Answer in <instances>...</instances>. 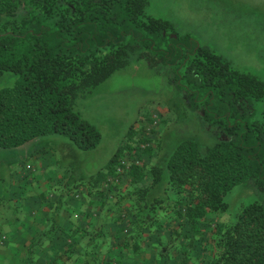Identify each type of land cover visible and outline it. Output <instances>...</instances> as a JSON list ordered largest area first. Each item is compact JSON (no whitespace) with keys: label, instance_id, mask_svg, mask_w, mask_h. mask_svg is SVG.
Listing matches in <instances>:
<instances>
[{"label":"trees","instance_id":"16d2710c","mask_svg":"<svg viewBox=\"0 0 264 264\" xmlns=\"http://www.w3.org/2000/svg\"><path fill=\"white\" fill-rule=\"evenodd\" d=\"M149 3L0 0V78L18 76L0 90L1 149L50 135L66 136L80 150L95 149L101 134L73 104L130 66L134 56L150 67L170 68L189 108L218 136L207 155L184 140L167 161L151 163L154 119L150 127L135 123L107 172L84 186L97 191L95 209L104 214L85 213L67 231L57 210L50 228L30 244L24 264H42L40 253L61 235L64 264H152L138 258H172L159 252L170 240L182 254L177 264H264V205L248 204L226 222L218 217L228 212L226 196L236 187L254 181L264 192V111L257 117L255 109V102H264V82L178 35L171 22L148 17ZM136 155H148L149 162L127 169L123 160H139ZM118 168L127 170L119 176ZM85 189L76 199L87 198ZM186 226L193 237L184 233ZM202 237L206 241L193 257Z\"/></svg>","mask_w":264,"mask_h":264},{"label":"rangeland","instance_id":"374dc122","mask_svg":"<svg viewBox=\"0 0 264 264\" xmlns=\"http://www.w3.org/2000/svg\"><path fill=\"white\" fill-rule=\"evenodd\" d=\"M149 2L146 9L148 17L171 22L178 35L192 37L201 46L221 56L233 69L252 74L264 82V0ZM17 78L14 73L4 74L0 78V90L12 87ZM173 78L170 68L150 67L134 56L130 66L97 86L91 96L77 104V108L76 101L73 104V111L79 112L101 134L100 144L95 149L80 150L68 142L70 140L66 136L56 141L58 146L53 147L48 157L41 150L37 154H28L31 147L21 150L0 148V182L7 188L11 187L14 165L22 170L29 165L33 170L31 174L37 176L41 173L44 159L49 161L46 167L50 175L54 174L57 166L56 176L68 174L76 182H86L108 164L136 122L140 123V128L150 127L149 120L155 116L158 125L154 129L153 157L167 161L172 150L184 140L196 142L202 155H207L218 136L206 128L200 112L189 108L186 93L178 88ZM255 109L257 117H261L264 102H255ZM136 157L142 164L149 162L148 155ZM60 182L63 184L64 181ZM226 201L229 208L226 214L218 215L221 222L228 221L248 204L260 202L264 205V192L254 181H249L233 189L226 196ZM201 228L205 229V225ZM184 233L193 237L190 226L185 227ZM205 241L206 238L202 237L196 242L191 251L193 257L200 254L201 243ZM153 242L157 243V238L153 237ZM169 242L159 252L164 255L169 252L172 258L164 256L156 261V255L151 253L150 257L142 254L138 259L152 264L179 263L182 254L176 251L173 240Z\"/></svg>","mask_w":264,"mask_h":264},{"label":"crops","instance_id":"0c3cea01","mask_svg":"<svg viewBox=\"0 0 264 264\" xmlns=\"http://www.w3.org/2000/svg\"><path fill=\"white\" fill-rule=\"evenodd\" d=\"M85 99H77L76 108L77 104ZM76 113L81 116L79 112ZM125 137L121 140L118 148L123 144ZM62 138L60 135L44 136L38 141L18 148V150L31 147L32 150L28 154H37L41 150L48 157L51 155L53 147L58 146L56 141L63 140ZM155 158L157 160L159 157L152 156L150 160H155ZM48 163L49 161L44 159L41 173H38L37 176L31 174L33 170L29 165L26 166L25 170L14 165L11 187L7 188L0 182V241L5 237V241L0 243V264H24L30 244L36 237L50 228V218L56 214L57 210L59 211L58 217L61 220L62 229L67 231L74 230L76 221L83 218L85 213L98 212L104 214L100 208L95 209L97 204L101 202L97 191L86 190L84 187L92 186L88 181L93 176L88 178L86 182L83 180L76 182L68 174L56 176L57 166L54 174L52 172L50 175L46 167ZM108 164L97 170L95 175L100 172L106 173ZM55 177L57 178L55 179ZM61 180L64 181L63 184H61ZM82 189L86 190L87 198L81 195V198L76 199V194H80ZM64 242V235H61L46 247L40 253V263L64 264L63 258H61L64 252Z\"/></svg>","mask_w":264,"mask_h":264},{"label":"built area","instance_id":"2783aa9c","mask_svg":"<svg viewBox=\"0 0 264 264\" xmlns=\"http://www.w3.org/2000/svg\"><path fill=\"white\" fill-rule=\"evenodd\" d=\"M157 116H155L154 117V120H153V127L155 128V127H157V125H158V120L157 119H155ZM145 148V146H142V149H144ZM123 164L124 165H126V167H127V169H129V167L131 166V164L132 165H142V163H141V161L140 160H127V159H125V160H123ZM127 169H124V168H118L117 169V174L120 176V175H123L124 174V172L127 170ZM108 182H113V179L112 178H110L109 180H108ZM3 242L5 241V237H3V240H2Z\"/></svg>","mask_w":264,"mask_h":264}]
</instances>
